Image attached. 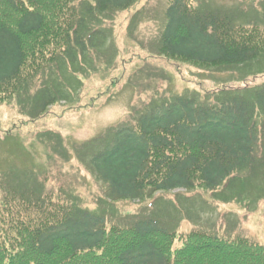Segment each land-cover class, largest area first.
Returning <instances> with one entry per match:
<instances>
[{"label":"trees","instance_id":"1","mask_svg":"<svg viewBox=\"0 0 264 264\" xmlns=\"http://www.w3.org/2000/svg\"><path fill=\"white\" fill-rule=\"evenodd\" d=\"M85 1L0 0V104L13 102L35 120L68 102L52 72L79 80L74 66L103 45L102 13L139 0ZM192 1L167 0L155 55L204 69L264 57V22L237 23L222 7ZM135 121L109 128L85 151L109 200L140 202L175 188L229 193L247 206L258 199L252 193L264 196L251 182L264 177V83L155 101ZM0 186V264H264V244L246 236L178 234L152 216L118 225L68 200Z\"/></svg>","mask_w":264,"mask_h":264},{"label":"rangeland","instance_id":"2","mask_svg":"<svg viewBox=\"0 0 264 264\" xmlns=\"http://www.w3.org/2000/svg\"><path fill=\"white\" fill-rule=\"evenodd\" d=\"M203 1L227 10L237 23L264 22V0ZM167 6V0H139L127 10L102 13L103 45L92 59L74 66L79 80L70 70L60 76L52 72L51 78L64 84L68 102L50 106L35 120L13 102L0 104V184L103 212L118 225L152 216L178 234L201 229L222 237L239 234L264 244L260 193L251 194L258 199L248 206L228 199L229 193L214 195L200 188L158 191L140 202L111 201L90 169L85 151L95 149L109 128L136 124L139 113L155 101L264 83V57L249 66L204 69L155 55ZM31 105L32 100L25 110ZM261 147L257 150L264 156V144ZM261 176H253L252 184L264 186ZM2 191L0 186V196ZM178 244L174 242L175 247Z\"/></svg>","mask_w":264,"mask_h":264}]
</instances>
